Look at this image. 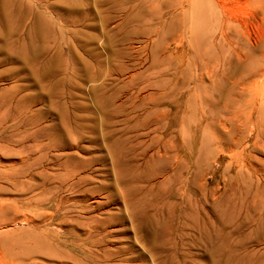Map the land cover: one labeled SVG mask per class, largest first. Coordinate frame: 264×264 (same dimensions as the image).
Returning a JSON list of instances; mask_svg holds the SVG:
<instances>
[{
    "label": "rangeland",
    "instance_id": "obj_1",
    "mask_svg": "<svg viewBox=\"0 0 264 264\" xmlns=\"http://www.w3.org/2000/svg\"><path fill=\"white\" fill-rule=\"evenodd\" d=\"M219 4L0 0V47L13 7L40 43V75L0 50V250L25 252L15 264H264V78L234 84L264 71V0ZM114 140L142 180L121 176Z\"/></svg>",
    "mask_w": 264,
    "mask_h": 264
},
{
    "label": "bare ground",
    "instance_id": "obj_2",
    "mask_svg": "<svg viewBox=\"0 0 264 264\" xmlns=\"http://www.w3.org/2000/svg\"><path fill=\"white\" fill-rule=\"evenodd\" d=\"M214 2L221 8L222 5L219 4V0H214ZM247 4H249L250 6H262L263 0H246ZM14 11L12 14V26L14 28L13 33L11 34V38L4 42L5 45V49H4V45L2 43V47H0V50L2 51V53H7V57L8 59L11 61H15V62H19L21 60L22 62V66H24V64H26L27 60L34 62L35 65H37L39 67V75H40V43L38 38L35 39L34 41V45H36L35 49H32V45L29 46L26 42V38L23 34V31L21 30V27L23 26L25 20L23 19L22 15H20V19H16L15 15L17 14V9L16 7H13ZM11 10V9H10ZM262 20V19H261ZM0 28H1V24H0ZM0 32L2 33L3 31L0 29ZM194 49H198L196 46H193ZM200 64L202 63V60L200 59ZM256 76H262L264 78V71H259L258 69L254 68L253 72L248 75L247 78H244V76H240V77H236V79L234 80V84L237 86H244L247 85L248 88L250 86H254V87H258L257 85L259 84L258 82V77ZM261 89L260 90H264V87L260 86ZM23 138H21L19 141L23 142ZM117 140H114V146L116 147L118 153H119V163H120V168H119V173H121V176H124L126 174L131 173L132 174V178H133V182L136 183L140 180H142V176L139 174L138 172V167L137 165L132 161V158H128L130 160H128L127 158L124 157V155H121L118 146H117ZM121 158V160H120ZM71 159V158H70ZM26 161L25 156H21L18 161L16 163H14L13 165L10 166L9 168V173L12 176L11 179L12 181H20V179L24 178V176H27L32 173L30 172L29 168L23 170L20 167L22 165H24V162ZM69 161V159L67 160ZM34 162H36V159L34 160ZM73 169V174L79 173L80 172V168L76 167V170L72 167ZM32 176V175H31ZM86 181V179H84ZM13 181V182H14ZM16 181V182H17ZM36 187H33V189ZM139 192V190H138ZM20 193V191H19ZM27 203H32V204H36V205H40V198H36V199H30V200H26ZM26 254L24 253H20V254H16V256H11L7 253L3 254L2 251L0 250V264H7L9 263V259H11L10 261L15 264V260L18 259L20 261H25L28 260L26 259ZM10 264V263H9Z\"/></svg>",
    "mask_w": 264,
    "mask_h": 264
}]
</instances>
